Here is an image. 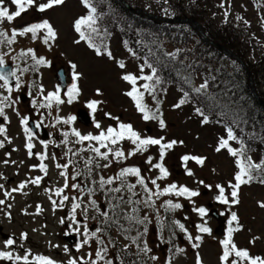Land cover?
Returning <instances> with one entry per match:
<instances>
[{
    "label": "rangeland",
    "instance_id": "374dc122",
    "mask_svg": "<svg viewBox=\"0 0 264 264\" xmlns=\"http://www.w3.org/2000/svg\"><path fill=\"white\" fill-rule=\"evenodd\" d=\"M132 1H137L139 7L154 15L170 16L176 11L175 8L169 6L170 3L166 2V0ZM174 1H171L172 4ZM188 1L191 2L192 0H186V2ZM45 2L47 0H36V5ZM203 4L209 8L206 13L204 12L203 17L206 16L208 18L210 15H214V22L225 17V13L230 10L231 19L238 20L237 24L240 32L245 33L243 36L244 44L240 43L239 45L240 48L242 46L241 51L244 56L248 58L250 54L253 57L261 55L260 49H262V42L264 41V0H203ZM221 4L224 6L221 7ZM5 6L9 8L10 12L15 11V6L11 4L10 0H5ZM81 12L82 6L79 0H65L63 5L54 6L42 13L37 12L36 7L33 6L11 23H3L6 26V32L10 35L12 29L19 30L27 24L40 22L43 18H46L55 29L57 36L55 40H50L45 48L42 46L36 48L35 53L39 57H47L51 60L50 62L48 61L47 65H38L33 68L35 65L33 60L31 64H27L29 55L23 58L18 57L19 64L22 66L21 69H27L23 72L17 69L15 71L20 75V77L17 76L19 77L20 88L12 89V92L9 93L5 88L0 87V97L9 96V101L5 102L9 106L4 110L8 119L4 120L3 117H0V125L6 128L5 135L8 137V139H5L4 136H0V141H3L4 144V147L0 148V185H3V189H0V199L5 200V204L0 205V249L8 250L11 248L13 251L14 248H17V253H20L24 252L27 247H31L33 253L38 250L44 256L46 255L44 252H46L48 254L46 255L47 257L58 263L67 259L66 256H60L66 245L59 236L61 233L59 230V228L61 229L59 225L61 218L58 213L56 214V209L62 207H57L55 211L53 210L49 195H52V199L56 196L51 192L45 193V189L52 190L64 183V178L59 175V172L66 170L57 168L56 165H63L65 150L71 148L74 152H77V155L73 157L77 166L82 165L80 168H83L81 169L83 172L86 171L85 160L90 156L94 157V153L80 151L81 148H86L89 142H84V144L74 143L75 137L71 135L68 137L67 144L62 143L63 138L58 141L56 139L63 136L62 132L70 133L73 128L82 134H98L99 129L95 127V122H99L104 129L109 125L115 127L122 122L131 124L134 130L140 133L142 137L146 135L154 138L164 137L163 142L182 141V144L178 143L173 149L167 151L163 164L168 169L169 176L164 180H158L157 183L160 186L165 182L168 184L175 183L177 186H186L190 190L200 193V195L191 198L175 195L162 196L159 199L153 197L155 205L150 208V214L152 215L150 220H146L143 224L127 225L128 229H132L131 234L136 236L139 242L143 240L144 234L147 238L157 235V237L161 236L166 240L179 234L181 230L173 223V221H179L185 227L191 228L190 231L193 234L201 235L202 240L199 242L201 244L198 248L187 249L174 256L171 264H195L197 255L200 256L202 263L221 264L219 257L222 254V248L219 241L225 236L213 233L212 230L217 223L209 216V213L204 218H201L197 212L193 211L194 207H205L208 212L209 209L210 211L217 209L226 222L225 226L228 224L227 219L231 212L235 211L238 214V223L241 228L233 233V242L239 249H247L251 257L259 256L264 258V208L259 207V203L264 202V184L257 182L241 187L239 194L240 203L238 205H222L214 199L218 195L215 185L224 186L226 189L225 194L230 196L228 185L230 181L234 183L232 156L223 149L219 153L215 151L218 141L224 137L222 127L212 123L202 124L189 106L174 108L173 106L177 104L178 92L173 87H168L163 91L162 95L164 97L158 107V113L160 114L158 117L165 121V128L161 129L159 127L158 119L144 121L142 113L136 110L134 102L124 94L131 89V85L121 79L123 75L128 73L135 76L139 75L135 62L131 60L130 55L122 47L117 35L111 39L113 59H110L107 54L97 56L93 50L85 48L86 46L82 42L79 44L74 43L79 38L72 29V23ZM237 17L240 19H237ZM250 35L252 38L258 39L255 48L250 44L252 39L248 40ZM23 45H25V40H20V36H17L11 45L7 43L0 44V53L4 61H10V55L18 53L20 51L18 47ZM251 48L254 49L252 50ZM118 61L124 63L125 67L123 69L118 66ZM70 64H75L77 66L76 71L80 74L77 82L80 94L76 99L71 104L67 103L66 92L63 91L60 94L61 99L65 103L59 106L53 104L52 108L49 109L50 114H46L43 111L44 108H34L32 100L35 99L38 103L44 102L42 97L46 96L48 92L56 90L58 85L54 78V73L58 72L60 67H63L62 73H66L68 82L70 81L72 73ZM0 85H2L1 80ZM41 86L44 89L42 94L39 92ZM260 87L264 90V81H261ZM255 88L258 93L256 85ZM97 90H99V95ZM22 93H26L29 99L21 101L19 98L23 96ZM92 100L100 102L94 114L87 107L88 102ZM79 107L86 108L94 117V122L89 126H83L75 119L70 125L64 124L63 120L67 119L68 116L74 115L75 117V111ZM105 113H110L111 117L118 119L106 117ZM23 117L32 118L36 124L42 120V124L51 133H54V144L47 145V148H45L40 136L32 134L31 143L34 145L32 150L34 155L29 157L25 147L28 140L23 130L24 125L21 124ZM57 117L61 118L60 123H56ZM146 127H149L150 133L146 132ZM91 143L95 144V142ZM115 147L122 149L127 154L128 151L134 148V145L130 141L125 140ZM37 152L45 153L48 157L44 161L48 166L46 176L39 171L38 167L32 168V166L40 163L35 155ZM184 155L204 157L206 158L205 163L201 166L195 161H189L185 166L181 160ZM53 156L55 159H53ZM148 157L153 158V163L159 162V146H149L146 152H137L134 156L120 161L113 159L111 155L108 161L99 160L98 158L97 161L101 166L108 163L109 167L107 169H119V171L124 167H138L141 170V175L145 177L147 186L155 191L156 189L151 185L150 180L158 176L159 171L158 169L150 170V165L146 163ZM5 160H8L9 163L5 164L3 162ZM90 167H92L93 171L92 180H80L84 188L89 187L93 180L98 181L101 176L108 178L106 174H102L104 167L96 168L94 165H90ZM186 167L192 171V176L186 174ZM36 176H44L39 186L27 184L23 190L12 192L10 197L6 198L4 196V191L11 192L13 187H17L21 182L28 181ZM135 180L136 178L133 176L127 177L128 183L134 184ZM200 181H203L204 184H200ZM204 185H210L211 187L208 188ZM120 186L119 181H114L113 185L106 186V188ZM133 191L137 195L132 196V200H140L141 203L128 204L125 202L116 211L122 212L126 216H131L133 208L137 209L138 206L144 204L142 201L146 198V194L143 192L142 187L137 185ZM64 194L68 195L70 200L71 197L76 196L83 201L81 209L77 210V221L80 222L81 228L84 223H87L89 229L95 230L97 226L91 222V216H93L92 212H94V215H99L96 210L90 204H87L94 211H88L89 218L87 220H84L82 215L84 202L88 203L90 196L86 192L82 194L72 188L66 189ZM119 196H123L126 201L131 196V193L125 188L121 193L108 194L105 190H101L98 184L93 192V199L97 201L98 207L104 211L105 206L110 207L109 201L115 204L118 202L116 197ZM169 199L173 203H177V199H179L182 207L169 211L173 213L171 219L173 234L167 236L163 228V216L160 215L165 211V208L161 205ZM37 205L42 209L39 214H37ZM68 207L71 208V204L65 206L64 209ZM136 213L139 218L143 215L140 210H137ZM101 218L103 219V217ZM205 221L211 232L198 233L196 225ZM65 226L68 227V224ZM233 226H236L235 222ZM116 229L113 228L109 235L102 239L105 240L110 237L112 239L111 242L122 240L123 243L127 244L125 236L123 237L120 233H116ZM145 229H147L146 232ZM22 233L26 234V239H21ZM114 236L118 239L114 240ZM8 238H12L15 243L6 248L4 241ZM149 243L152 244L151 239ZM53 245L57 247H53ZM155 251L158 255L164 256L163 253L160 254L158 248ZM232 259L237 258L234 255L230 256L226 264H230ZM160 260L163 263V258H160ZM7 262V260H0V264H6ZM114 264L118 263L114 262ZM151 264L156 263L151 262ZM238 264H247V261L238 262Z\"/></svg>",
    "mask_w": 264,
    "mask_h": 264
},
{
    "label": "snow or ice",
    "instance_id": "6c2138e0",
    "mask_svg": "<svg viewBox=\"0 0 264 264\" xmlns=\"http://www.w3.org/2000/svg\"><path fill=\"white\" fill-rule=\"evenodd\" d=\"M10 2L12 5L15 6V11L10 12L9 8L5 6V0H0V24L4 22L11 23L15 18L20 17L22 13L26 12L29 8L33 6L36 7L37 12L42 13L48 9L53 8L54 6L63 5L65 3V0H47V2L40 3L38 5H36V0H10ZM81 3L87 9L88 14L79 17L74 21L73 24L74 30L79 35V39L74 41V43L79 44L81 41H86L88 47L94 49L97 56H100L102 54H107V56L110 59H113L112 53L110 51L102 52L101 48L97 47L92 42L91 34L97 32V28L95 27L97 23V17L95 15L96 8L92 5L91 0H81ZM220 6L223 7L224 5L221 4ZM225 16H227V13H225ZM237 19L240 18L237 17ZM84 29H88L89 31L86 32ZM41 31L44 32L45 43H47L49 40L56 39L57 33L53 28V26L50 24L48 20H43L40 22L31 23L19 30L12 29L10 35L5 31L0 30V44L7 43L8 45H11L12 43H14L15 38L17 36H24L26 34H31L32 39L36 40L37 34ZM19 55L21 58L31 55V59L34 61L35 65H47L49 63L43 57L37 58L36 54L33 52L32 49H28L27 52H21ZM164 55L171 59H175L176 53H165ZM117 63L121 69L125 67L123 62L118 61ZM145 67L151 69V74L149 75L142 74L139 77H137L131 73H128L121 77L123 81L131 85V89L125 92L124 94L130 97L131 100L134 102L136 110L139 113H142V119L144 121L158 119L159 127L163 129L166 126L165 121L163 119H160L156 113L150 111L148 106L143 102L144 92H148L151 95L154 91V86L159 85L161 83L158 76V69L155 66H153L151 63L145 61V63L140 66L141 73L144 72ZM70 68L72 69V73H71L72 83L68 87L67 92L65 93V95L67 96V103L69 104H71L80 94V89L78 88V84H77L80 74L76 71L77 66L75 64H70ZM4 69H5V61L3 59V56H0V80L4 81V83L0 85V87L5 88L9 93H11L12 88L9 87L8 78L16 77L17 82L15 87L19 89L21 86L19 82V77L16 76L15 71H5ZM26 70L27 69H21V72ZM138 80H143L153 83H144L143 85H141V87L144 89V92H142L140 91V88L137 87ZM208 88H209V83L207 81H204L200 83L198 87H194L192 91L197 94H202L207 96L209 100H214L215 98L207 93ZM39 92L41 94L44 92L42 86L40 87ZM97 94L98 95L100 94L99 90H97ZM184 96L187 97L188 92H185ZM153 98L155 99V97ZM42 99L44 102H39V103L35 99L32 100V106L34 108L50 109L53 106V102L57 106L65 103V101L61 99L59 86L56 87L55 91L48 92L46 96L42 97ZM6 101H9V96L0 97V117H3L4 120L8 119L4 111L5 108L9 106L8 104L5 103ZM185 102L186 101L184 99H181L173 107L179 108ZM99 103H100L99 101L92 100L88 102L87 107L91 109L92 113L94 114L97 111V106ZM157 112H158V108H157ZM196 112L203 117L202 123L208 122L207 115H204L201 109L197 108ZM17 114L19 115V113ZM105 116L112 119H118L115 117H111L110 113H105ZM75 119L76 117L74 116H68L67 119L63 120V123L70 125ZM60 122H61V118L57 117L56 123H60ZM42 123L43 121L41 120L36 125L37 128H39ZM21 124L24 125L23 130L28 140L25 147L28 151L29 157H32L34 155L32 151L34 145L31 143L33 135L29 127H27L28 118L23 117L21 119ZM95 127L99 129L98 134H92V133L82 134L80 131L76 130L75 128H73L70 133L62 132V135L65 138L62 141V143L65 144L68 143L67 138L69 137V135L75 137L74 143L84 144V142H89L86 148L80 149V151H88L90 153H94V157L90 156L85 160L86 172L83 173V175H85L88 178H91L92 175V167H90V165H94L96 168L109 167L108 163H105L101 166L98 163L97 158L99 160L108 161L109 156L111 155L113 159L120 161L134 156L137 152H141V153L146 152L149 146H159V162L153 163L152 157H148L146 161V163L150 165V170L158 169L159 171V175L150 180L151 185H153L154 188L156 189L155 191H153L147 186L145 178L141 175V170L138 167H124L116 174L115 177L104 178L103 176H101L98 181L97 180L92 181V183L98 184L99 188L101 190H105V192L108 194L121 193L125 188L129 193H131V196H129L126 201L123 196L116 197L118 202L115 204L109 201V206L113 213H115L116 210L120 207V205L125 202L128 204L141 203L140 200L133 201L131 198L132 196L137 195V193L133 191L137 187V185L141 186L143 192L146 194V198L142 202L148 207H153L155 205V200L153 199V197L159 199L162 196L175 195L178 197L191 198L200 195L198 191L190 190L186 186H177V184L172 183L161 188L160 185L157 183L158 180H164L169 176V171L163 164V160L167 154V151L173 149L174 146L177 145L178 143L182 144L183 143L182 141L172 140L168 142H163L164 137H160V138H154L151 136L142 137L140 133L134 130L131 124L122 123V122L118 123L115 127L109 125L106 129L102 128L99 122H95ZM5 133H6V128L0 125V136H4L5 139H8ZM236 139L237 137L233 134V130L231 128H228L227 138L226 139L221 138L218 141V145L215 148V151L219 153L222 149H226L228 154L232 157L245 156L243 149L234 150L232 147L229 146V141H233ZM125 140L130 141L131 144L134 145V148L128 151L127 154H125V152L122 149L115 147L116 145L120 144ZM91 142H95V144ZM2 147H4V144L3 141H0V148ZM44 147L47 148V144H44ZM102 149L105 150L102 151ZM68 153H71L72 156L77 155V152H74L71 148L68 149L66 155H68ZM35 155L37 156L40 163L38 165L32 166V168L38 167L39 171L46 176L48 172V166L44 163V161L48 158L47 155L45 153H39ZM53 159H55L54 156ZM205 159L206 158L204 157H196L190 155H184L181 157V160L185 164V166L189 161H195L197 164L203 166V164L205 163ZM3 162L5 164L9 163L8 160H5ZM13 163L15 162L13 161ZM71 164H73V161L69 159L67 163L63 165L57 164L56 167L67 170L69 168V165ZM235 165L238 170L235 172L233 176L234 183L230 181L228 185V188L230 189V196L225 194L226 189L224 186L220 184L215 185V188L218 190V195H216L214 199L222 205H230V206L238 205L240 203L239 194L241 187L243 185H248L249 183H251L256 178V176L254 175L255 173L264 172V160H262L260 163H254L251 161L250 157L245 156L244 160L236 159ZM185 170L188 176L193 175L192 171L187 169V167ZM59 175L64 178L63 186L56 187L52 190L47 188L45 189V193L51 192L56 197H60V200L57 201L52 199V195H49V200L51 201L54 211L57 207H63L65 202L70 200V197L68 195L63 194L65 190L68 189L69 187H71L73 190H77L81 192L82 194L86 192L89 196H91L93 192L92 188L90 187L84 188L77 182H74L71 185H69L68 182L69 178L66 171H60ZM81 175L82 173L77 170L75 174L71 177V179L73 181H77V178L80 177ZM129 176H133L136 178L134 184L127 182V177ZM43 178L44 176H36L28 181L21 182L16 188H13L11 192L4 191V196L6 198L10 197L12 192L23 190L27 186V184L39 186ZM114 181H119L121 186L106 188V186L113 185ZM259 182L264 184V178H261ZM199 183L204 184L203 181H200ZM204 186L208 188L211 187L210 185H204ZM0 189H3V185H0ZM4 204H5V200L0 199V205H4ZM82 204L83 201L79 197L76 196L71 197V208L68 213V219L71 220L72 224L76 225V227L74 228V232L82 235V240L78 241L75 244V250L79 252L81 248L85 245H88L90 240L92 239L95 240V243L98 245V247L95 249L94 254L91 252L88 253L86 259L83 257L69 258L67 260V264H101V262L102 264H114L113 259H106L109 250L107 246H104L105 242L101 238V235L106 234L104 228L97 226L95 230L90 231L87 223H84L83 229L81 231L80 222L77 221V210L81 209ZM88 204H90L91 207L95 209L100 216L105 218V223H111V224L117 223V220L113 219V216H110L108 211H104L100 207H98L96 200L94 199L89 200ZM161 206L164 207L166 211L180 209L182 207V205L179 203H173L171 199L166 200L164 204ZM259 207L264 208V202H260ZM41 211H42L41 207L37 205V214H39ZM88 211L89 208L88 205L86 204L83 206V211H82L84 220H87L89 218ZM132 211L136 212L137 209L133 208ZM193 211L197 212L201 218H204L208 214V209H206L205 207H194ZM92 218L95 219V217ZM124 219L135 220L137 224H143L148 219V217L145 216L143 219H139L133 216H124ZM234 222L236 224L235 227H233ZM60 223L61 224L65 223V220L62 218L60 220ZM173 223L177 225L182 232L185 233L186 239L190 243H192L193 240L197 241V243H192L193 248L199 247L198 242L202 240L201 235H196L195 237H193L192 235L187 233V230L185 229V226L182 223H180L179 221H173ZM227 223H228V228L226 235L223 239L219 241L222 248V254L219 257L221 264H226V262L229 261V257L232 255H234L237 259H232L230 264H238V262H244V261H247V264H264V258H261L259 256L251 257L247 249H239L237 245L233 242V233L239 231L241 228V226L238 223V214L235 211L231 212L230 218H228ZM196 229L197 232L201 234L211 232V229L206 226V221L204 223L197 224ZM146 231L147 229H145V232ZM21 239H26V234L22 233ZM14 243L15 241L12 238H8L4 241V245L6 248L12 246ZM109 243H111V241H109ZM53 247H57V246L53 245ZM68 251H69L68 247L65 246V252ZM139 251L147 255L150 249L148 248L147 244H144L143 247L139 249ZM176 251L178 253H182L184 250L177 249ZM117 259H119V257H117ZM150 259L155 261L157 257L151 256ZM0 260L13 261V264H15L16 261H21V260L23 261V264H57L55 260L43 255L33 256L32 259L29 260V254L27 252L23 257H21L19 255L13 256V253L8 251H0ZM196 264H202L199 255H197L196 258Z\"/></svg>",
    "mask_w": 264,
    "mask_h": 264
},
{
    "label": "trees",
    "instance_id": "16d2710c",
    "mask_svg": "<svg viewBox=\"0 0 264 264\" xmlns=\"http://www.w3.org/2000/svg\"><path fill=\"white\" fill-rule=\"evenodd\" d=\"M131 2L130 0H127ZM203 0H192L185 4L184 0H179L174 4L176 14L186 13L203 25L205 34L215 42H219L242 59L249 70L260 97L264 98V90L261 89V81H264V41L260 56L252 55L244 57L242 46L243 36L240 32L237 21L231 19L230 10L227 16L214 22L215 16H204L209 8L202 5ZM96 8L97 28L96 33H92V42L99 48L104 45L106 38L117 34L121 37L125 49L129 50V55L135 62L136 67L147 61L158 69V76L161 81L160 88L175 86L181 92V99H189L194 106L207 115L208 122L222 125L227 129L231 128L236 140L229 141V146L234 150L243 149L245 156L250 157L254 163L264 160V107L255 99L250 91L248 76L244 69L233 59H228L224 53L208 43L187 23L159 22L141 17L129 11L119 0H91ZM133 7L138 8L136 4ZM231 9V8H230ZM88 32V29H84ZM251 44H257L258 39L248 36ZM165 53H176L175 59L165 56ZM17 63V59H14ZM148 69V75L151 69ZM207 81L209 88L207 93L214 97L209 100L207 96L197 94L192 91L200 83ZM145 83H153L146 81ZM161 91H164L162 89ZM188 92L185 97L184 93ZM179 100V101H180ZM227 152V150L225 149ZM228 153V152H227ZM245 156H237L235 159L244 160ZM238 170V169H237ZM256 178L249 183L259 182L264 178V172L254 174ZM247 186V185H243ZM242 186V187H243ZM137 210L143 212L138 206ZM122 215V216H121ZM122 212L117 213L120 222L125 223ZM147 215H143V219ZM148 217V216H147ZM147 220H150L148 217ZM99 225V221L97 222ZM164 230L166 225L163 224ZM188 233V232H187ZM182 237L185 239V233ZM179 237L171 239L170 250L178 249ZM111 244V245H110ZM108 255L116 252L122 247L108 243ZM120 260L132 255L131 249H123ZM132 259H128L127 264H131Z\"/></svg>",
    "mask_w": 264,
    "mask_h": 264
},
{
    "label": "water",
    "instance_id": "95a60500",
    "mask_svg": "<svg viewBox=\"0 0 264 264\" xmlns=\"http://www.w3.org/2000/svg\"><path fill=\"white\" fill-rule=\"evenodd\" d=\"M125 5H127L124 0H121ZM135 12H140V10H134ZM174 20H177V21H180V17H177L175 18ZM188 21H190V23L192 24V26L199 31V33L203 34L202 33V28L200 27V25L195 21V20H192V19H188ZM204 38L211 42V40H209L206 36H204ZM216 48H218L219 50H221L222 52L226 53L227 55H231L233 57H235L236 59H238L234 54H232L226 47H224L223 45L219 44V43H212ZM5 71H12V66L10 63L8 64H5ZM248 75L250 77V73L248 72ZM56 78L57 80L59 81V84L61 86V88L65 85V79H64V76H63V73H62V69H60L58 71V73L56 74ZM8 84H10L11 86H14L15 85V79L13 77H9L8 78ZM250 88L251 90L253 91V94L256 98H258V96L255 94V91H254V87H253V84L250 82ZM21 99L22 100H25L26 99V96L23 95L21 96ZM260 103L264 106V100L258 98ZM77 118H78V121L83 123L84 125H89L91 123V119L88 115V112L85 110V109H78L77 111ZM28 124L30 126V128L32 129V131H36V127L33 123L32 120H29L28 121ZM42 132H43V138L46 137V131L44 129H42ZM211 215L214 216L217 220H218V226L215 228V232L216 233H219V234H222L224 232L223 230V226H222V221L220 219V217L217 215V213L215 211H211ZM69 242H72L73 239H70V238H66Z\"/></svg>",
    "mask_w": 264,
    "mask_h": 264
},
{
    "label": "bare ground",
    "instance_id": "6f19581e",
    "mask_svg": "<svg viewBox=\"0 0 264 264\" xmlns=\"http://www.w3.org/2000/svg\"><path fill=\"white\" fill-rule=\"evenodd\" d=\"M144 14H145V15H149L147 12H144ZM180 20H181V22H185V23L189 22L188 19H184L183 17H180ZM206 37H207L209 40H211V42H209V41H207V40L205 39L208 43H210V44H212V43H216L215 41H213L212 39H210L207 35H206ZM212 45H213V44H212Z\"/></svg>",
    "mask_w": 264,
    "mask_h": 264
}]
</instances>
